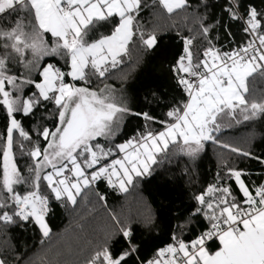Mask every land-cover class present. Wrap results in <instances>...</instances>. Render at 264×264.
I'll return each mask as SVG.
<instances>
[{
  "label": "snow or ice",
  "instance_id": "snow-or-ice-1",
  "mask_svg": "<svg viewBox=\"0 0 264 264\" xmlns=\"http://www.w3.org/2000/svg\"><path fill=\"white\" fill-rule=\"evenodd\" d=\"M169 31L180 44L167 65L176 95L145 97L163 103L156 115L138 110L125 86ZM133 51L141 54L134 64ZM258 81L264 0H0V232L34 226L44 245L52 203L75 208L92 194L106 209L99 184L127 193L173 163L191 176L211 144L229 155L219 153L212 181L192 194V210L152 258H141L135 226L152 231L151 213L134 222L109 211L64 264H264V180L239 166L255 162L264 177V152L254 151V137L243 146L223 138L264 122ZM132 118L141 124L125 138ZM194 218L204 227L185 239ZM0 264L52 262L0 249Z\"/></svg>",
  "mask_w": 264,
  "mask_h": 264
},
{
  "label": "trees",
  "instance_id": "trees-1",
  "mask_svg": "<svg viewBox=\"0 0 264 264\" xmlns=\"http://www.w3.org/2000/svg\"><path fill=\"white\" fill-rule=\"evenodd\" d=\"M260 6L261 0H251ZM162 25L173 23V21H161ZM176 28L182 31L180 18L174 21ZM103 31L107 33L109 29L105 26ZM233 31H236L234 28ZM239 39V34H237ZM180 51L175 31H169L161 40L160 48L154 53L143 57L139 66L132 72V78L126 84V92L131 97L136 108L152 111L159 115L164 111L163 103H146L152 99L151 93L164 95L165 99H170L176 95L174 85L170 79L167 65L170 64L176 54ZM140 53L133 51L132 59L129 63H136ZM127 70V65L123 66ZM110 83L112 81H109ZM118 84L119 82L116 81ZM257 89L264 88V83L257 82ZM141 121L135 118L129 119L126 124L124 137L131 135ZM254 137L253 147L257 153L264 152V122L258 121L251 125H240L224 133L223 138L233 143L243 146V141ZM224 153L225 157L229 153L223 149H218L215 145L209 144L199 161L197 172L191 176L182 172V164L165 165L158 170L154 177L141 182L136 187H130L127 193H119L109 188L106 183L97 186V190L105 195V209L97 198L89 194L87 201H81L78 206L72 208L61 207L58 203L51 204V212L47 219L52 229V238L44 245L40 244V233L34 226L27 227L26 230L19 228L9 229L6 233L0 232V249L9 257L19 254L24 260L29 257H43L46 262L52 264H64L77 259L75 253L82 247H86L87 241L94 233L108 223V212H116L122 217L130 218L134 222L144 218L151 213L155 219V226L152 231L142 228L138 223L136 226V239L140 244V255L142 259L152 258L155 251L170 242L171 234L176 230V225L182 223L194 206L191 199L192 194L198 192L203 186L211 182L217 165L219 163V153ZM240 167H247L252 173L251 180L257 183L264 180V177L256 175L260 171V166L255 162L241 163ZM204 221L194 218L190 229H186L185 239L194 238L204 227ZM123 241H114L118 249Z\"/></svg>",
  "mask_w": 264,
  "mask_h": 264
}]
</instances>
